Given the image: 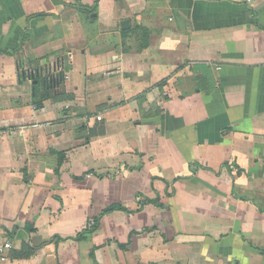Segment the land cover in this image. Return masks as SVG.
<instances>
[{
	"label": "crops",
	"instance_id": "1",
	"mask_svg": "<svg viewBox=\"0 0 264 264\" xmlns=\"http://www.w3.org/2000/svg\"><path fill=\"white\" fill-rule=\"evenodd\" d=\"M18 61L72 99L35 109ZM0 238V264H264V0H0Z\"/></svg>",
	"mask_w": 264,
	"mask_h": 264
},
{
	"label": "trees",
	"instance_id": "2",
	"mask_svg": "<svg viewBox=\"0 0 264 264\" xmlns=\"http://www.w3.org/2000/svg\"><path fill=\"white\" fill-rule=\"evenodd\" d=\"M19 65V79H29L32 82L33 96L32 105L35 109H39L43 106V102L47 99L53 98L56 101H66L72 99L71 96L67 95L63 90V84L65 81V75L59 66L55 69H44L42 67L35 66L31 67L30 62L27 66L18 61ZM59 91L54 96V91ZM103 129L100 127L95 131H91V135L101 134ZM62 155H59V158ZM118 206L113 205L105 209L106 211L113 210ZM138 210V209H136Z\"/></svg>",
	"mask_w": 264,
	"mask_h": 264
},
{
	"label": "built area",
	"instance_id": "3",
	"mask_svg": "<svg viewBox=\"0 0 264 264\" xmlns=\"http://www.w3.org/2000/svg\"><path fill=\"white\" fill-rule=\"evenodd\" d=\"M97 120H100V117H96ZM13 248L12 243L8 240L0 238V260H4L7 256V253Z\"/></svg>",
	"mask_w": 264,
	"mask_h": 264
}]
</instances>
